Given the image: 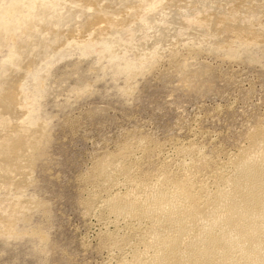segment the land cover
I'll use <instances>...</instances> for the list:
<instances>
[{"label":"rangeland","instance_id":"374dc122","mask_svg":"<svg viewBox=\"0 0 264 264\" xmlns=\"http://www.w3.org/2000/svg\"><path fill=\"white\" fill-rule=\"evenodd\" d=\"M0 11V264L147 257L150 221L106 198L145 185L204 203L264 141V0Z\"/></svg>","mask_w":264,"mask_h":264},{"label":"bare ground","instance_id":"6f19581e","mask_svg":"<svg viewBox=\"0 0 264 264\" xmlns=\"http://www.w3.org/2000/svg\"><path fill=\"white\" fill-rule=\"evenodd\" d=\"M21 8L11 4L0 11V21ZM233 166L224 187L204 203L145 185L106 198L115 215L150 221L145 238L150 253L122 264H264V141ZM112 171L100 168L107 179Z\"/></svg>","mask_w":264,"mask_h":264}]
</instances>
